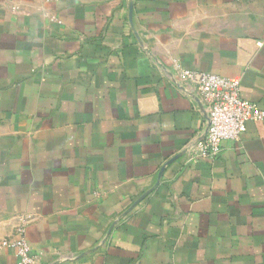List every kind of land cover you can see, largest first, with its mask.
I'll use <instances>...</instances> for the list:
<instances>
[{
  "label": "crops",
  "instance_id": "0c3cea01",
  "mask_svg": "<svg viewBox=\"0 0 264 264\" xmlns=\"http://www.w3.org/2000/svg\"><path fill=\"white\" fill-rule=\"evenodd\" d=\"M181 68L264 110V0H0V264H264V121L192 157Z\"/></svg>",
  "mask_w": 264,
  "mask_h": 264
},
{
  "label": "built area",
  "instance_id": "2783aa9c",
  "mask_svg": "<svg viewBox=\"0 0 264 264\" xmlns=\"http://www.w3.org/2000/svg\"><path fill=\"white\" fill-rule=\"evenodd\" d=\"M175 73L179 83L195 88V99L204 105L206 111L205 135L190 147L192 157L216 158L222 142H240L249 122L264 121V110L242 98L239 80L185 68ZM10 247L18 256L19 264L37 262L24 231Z\"/></svg>",
  "mask_w": 264,
  "mask_h": 264
}]
</instances>
